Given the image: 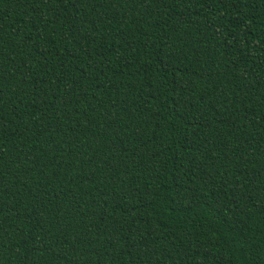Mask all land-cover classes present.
<instances>
[{
    "label": "trees",
    "instance_id": "trees-1",
    "mask_svg": "<svg viewBox=\"0 0 264 264\" xmlns=\"http://www.w3.org/2000/svg\"><path fill=\"white\" fill-rule=\"evenodd\" d=\"M0 264H264V0H0Z\"/></svg>",
    "mask_w": 264,
    "mask_h": 264
}]
</instances>
